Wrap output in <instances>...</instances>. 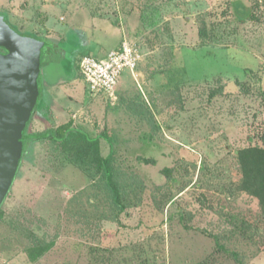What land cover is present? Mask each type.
I'll return each mask as SVG.
<instances>
[{
  "label": "rangeland",
  "instance_id": "1",
  "mask_svg": "<svg viewBox=\"0 0 264 264\" xmlns=\"http://www.w3.org/2000/svg\"><path fill=\"white\" fill-rule=\"evenodd\" d=\"M0 16L41 42L38 98L13 132L20 159L0 201L6 247L30 264H239L231 251L264 264V224L254 240L229 231L258 211L237 188V155L264 147V0H0ZM124 37L139 48L136 76L91 94L80 58ZM66 123L112 139L123 208L102 174L32 137Z\"/></svg>",
  "mask_w": 264,
  "mask_h": 264
},
{
  "label": "trees",
  "instance_id": "2",
  "mask_svg": "<svg viewBox=\"0 0 264 264\" xmlns=\"http://www.w3.org/2000/svg\"><path fill=\"white\" fill-rule=\"evenodd\" d=\"M0 18L12 27L3 16H0ZM41 41L43 43V40ZM32 137L38 141H43V143L56 144L66 154L68 160L88 175L94 176L98 172L102 174L105 186L114 203L117 206L124 207L122 204L119 170L114 163L113 141L105 132H101L96 137H91L83 129L72 127L70 123H66L55 129L47 128ZM100 138H105L111 147L109 154L105 157H102L99 153ZM142 160L145 163L154 162L152 159L147 158ZM237 162L240 171V182L237 188L240 192L246 193L257 200L258 211L254 214L255 217L251 219L252 221L247 219L248 222H246L245 219L241 218L243 225L235 223L233 225L235 229L229 231L230 234L239 232L242 236L254 240L253 238L259 235L258 227L264 224V147L253 145L241 148L238 151ZM238 215V213L228 212V217L232 221H238ZM246 231L249 232L247 235ZM215 238L220 246L219 236H215ZM231 254L239 264H245L238 252L231 251Z\"/></svg>",
  "mask_w": 264,
  "mask_h": 264
},
{
  "label": "water",
  "instance_id": "3",
  "mask_svg": "<svg viewBox=\"0 0 264 264\" xmlns=\"http://www.w3.org/2000/svg\"><path fill=\"white\" fill-rule=\"evenodd\" d=\"M41 42L21 35L0 18V201L20 159L13 132L25 123L36 104Z\"/></svg>",
  "mask_w": 264,
  "mask_h": 264
},
{
  "label": "built area",
  "instance_id": "4",
  "mask_svg": "<svg viewBox=\"0 0 264 264\" xmlns=\"http://www.w3.org/2000/svg\"><path fill=\"white\" fill-rule=\"evenodd\" d=\"M139 60L138 46L124 37L120 46L109 51L103 58L82 56L79 68L91 94L112 95L125 69H129L136 76L135 69Z\"/></svg>",
  "mask_w": 264,
  "mask_h": 264
},
{
  "label": "crops",
  "instance_id": "5",
  "mask_svg": "<svg viewBox=\"0 0 264 264\" xmlns=\"http://www.w3.org/2000/svg\"><path fill=\"white\" fill-rule=\"evenodd\" d=\"M2 217L3 219L6 218L4 215ZM9 220L10 219H4V221L1 222L2 224H0V264H30V261L24 252L21 251L19 253L14 251L10 246L6 247L1 240L10 229Z\"/></svg>",
  "mask_w": 264,
  "mask_h": 264
},
{
  "label": "flooded vegetation",
  "instance_id": "6",
  "mask_svg": "<svg viewBox=\"0 0 264 264\" xmlns=\"http://www.w3.org/2000/svg\"><path fill=\"white\" fill-rule=\"evenodd\" d=\"M0 51L1 52H3V53H5L6 51H5V49H2V48H0ZM41 67L39 66V69H40ZM41 73V70H39V74Z\"/></svg>",
  "mask_w": 264,
  "mask_h": 264
}]
</instances>
